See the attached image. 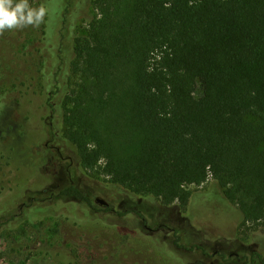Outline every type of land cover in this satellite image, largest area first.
<instances>
[{"label": "trees", "instance_id": "trees-1", "mask_svg": "<svg viewBox=\"0 0 264 264\" xmlns=\"http://www.w3.org/2000/svg\"><path fill=\"white\" fill-rule=\"evenodd\" d=\"M65 1L62 26L73 29L77 22L87 21L85 33L73 37L67 67L55 26L42 25L17 45L0 40V54L14 50L13 59H38L31 81L22 77L0 86V105L18 102L27 112L25 123L37 120L33 129L41 133V140L35 146L47 138L53 147L70 151L69 161L79 168L96 169L108 182L146 198L153 207L176 204L182 214H187L192 196L186 186H199L210 177L218 184V194L240 213L237 232L262 231L264 0H131L124 13L119 0ZM37 2L51 10L53 0ZM89 9L96 13L87 19ZM63 73L78 82H68L69 91L62 96ZM90 104L98 115L103 110L117 112L124 129L107 131L108 124L95 118ZM3 135L0 132V139ZM14 145L0 140V152L19 151ZM5 167L14 172L32 168L34 177L44 182L23 188L21 198L0 210V227L13 230L40 223L36 213L49 208L46 200L35 195L28 202L24 199L50 182L37 167L12 162L3 166L1 179ZM3 191L2 185L0 196ZM60 195L87 203L82 212L73 206L60 215L77 231L91 232L89 225L111 226L106 216L110 212L91 214V201L79 188L67 186ZM82 220L89 221L88 226ZM112 224L118 233L126 228ZM145 225L143 220L144 227L138 228V234L146 236L140 241L153 251L173 249L178 255V248H185L175 230L170 243L156 227ZM151 232L157 235L149 236ZM192 247L206 253L203 246ZM162 256L177 264L173 257ZM254 256L264 264L258 252L242 264H252ZM60 258L71 261L66 254Z\"/></svg>", "mask_w": 264, "mask_h": 264}, {"label": "rangeland", "instance_id": "rangeland-1", "mask_svg": "<svg viewBox=\"0 0 264 264\" xmlns=\"http://www.w3.org/2000/svg\"><path fill=\"white\" fill-rule=\"evenodd\" d=\"M119 1L120 12H127L131 0ZM65 2V0H53L51 10L47 9L44 21L38 27L28 26L6 30L0 34V40H3L6 45H17L27 34L38 33L42 25L55 26L54 29L62 38L61 50L65 67H67L72 57L70 49L73 37L85 33L87 21L77 22L73 29L62 26L59 18L64 12ZM31 5L40 6L37 0ZM95 13L94 9H89L85 17L88 19L89 15L92 17ZM29 40L32 39L29 38ZM14 54H16L14 50L0 54V86L16 79L20 80L22 77H27L31 81L36 75L34 64L38 63L37 58L17 56L13 59ZM61 77L62 86H65L62 90L63 96V93L69 91L66 86L68 82H78V79L70 77L67 73H63ZM78 89L79 87L74 88V91ZM103 97L109 100L108 94H104ZM17 103L6 101L0 105V132L4 134L0 140L5 145L15 143L17 146H14L19 150L14 153L7 148L9 150L0 152L4 155V158H0V188L4 186L0 196V210L21 198L23 188L37 187L44 182L41 178L34 177L36 172L32 168H22L14 172L13 169L7 171L9 168L5 167V175L1 179L2 168L6 162L21 166H35L38 172L46 176L50 183H47L45 189L29 194L24 201L28 202V198L35 195L40 198V201L46 200L45 203L49 205V208L36 213L41 218L38 224H26L13 230L6 225H1L0 264H174L173 261L170 262L162 256L165 254L173 257L177 264H184L183 261L193 264H242L244 260L251 259L253 252H258L264 257V229L255 231L253 235H250L252 230L244 233L237 232L240 213L218 194V184L212 178L209 177L199 186H186L192 192L185 211L187 214H182V211L175 207L176 204L153 207L151 203L144 200L146 198L135 195L120 185L111 184L105 176L97 173L96 169L85 170L79 168L77 162L71 163L68 159L70 151L58 150L48 143L47 138L42 141V144L35 146L41 140V133L33 129L37 120L32 119L25 123L27 112ZM90 108L101 124H108L107 131L111 132L112 128H116L118 132H121L124 129L123 121L117 112L103 110L98 115V111L91 104ZM22 150L26 152L21 153ZM70 185L79 188L90 199L91 214L97 212L102 215L103 212H110L106 216L111 226L108 225V228L106 225L101 227V224L88 226L89 221L82 220L83 225H87L88 229L93 227V230L91 232L77 231V228H74L75 225L60 217L63 212H68L73 206L76 207V212H82L81 209L87 207L86 202L60 195V191ZM58 200H61L60 204ZM107 208L109 210H106ZM137 212L143 214L145 219L139 217ZM21 219L22 215L18 216L15 225ZM143 220H146V229L156 227L163 239L170 243L174 239L173 230H175L176 235L181 238L179 242L185 248H178L180 251L178 255L173 249L165 251L153 247L154 252L152 246L146 241H140V239H146V236L138 234V228H142ZM112 223L126 228L119 233L115 232ZM125 233H133L134 237H131L133 235L130 237L126 235V237L123 235ZM154 234L157 235L151 232L149 236ZM133 240L134 242H131ZM193 244L203 246L206 253H202V250L197 247H192ZM190 247L193 249L190 250ZM157 250L163 254L156 255ZM63 254L70 257L71 261L60 260ZM252 264L262 263L257 256H254Z\"/></svg>", "mask_w": 264, "mask_h": 264}, {"label": "clouds", "instance_id": "clouds-1", "mask_svg": "<svg viewBox=\"0 0 264 264\" xmlns=\"http://www.w3.org/2000/svg\"><path fill=\"white\" fill-rule=\"evenodd\" d=\"M46 14L43 5L33 7L29 0H0V34L6 30L38 27Z\"/></svg>", "mask_w": 264, "mask_h": 264}, {"label": "flooded vegetation", "instance_id": "flooded-vegetation-1", "mask_svg": "<svg viewBox=\"0 0 264 264\" xmlns=\"http://www.w3.org/2000/svg\"><path fill=\"white\" fill-rule=\"evenodd\" d=\"M59 150V149H58Z\"/></svg>", "mask_w": 264, "mask_h": 264}]
</instances>
